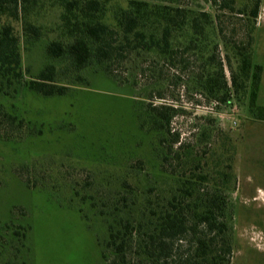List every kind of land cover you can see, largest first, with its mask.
<instances>
[{"label": "trees", "instance_id": "16d2710c", "mask_svg": "<svg viewBox=\"0 0 264 264\" xmlns=\"http://www.w3.org/2000/svg\"><path fill=\"white\" fill-rule=\"evenodd\" d=\"M261 1L0 0L1 140L40 133L14 112L23 90L65 95L99 73L136 96L138 154L127 153L122 175L64 169L84 174L85 185L64 178L103 226L104 264H232L237 148L219 120L236 106L264 122Z\"/></svg>", "mask_w": 264, "mask_h": 264}, {"label": "rangeland", "instance_id": "374dc122", "mask_svg": "<svg viewBox=\"0 0 264 264\" xmlns=\"http://www.w3.org/2000/svg\"><path fill=\"white\" fill-rule=\"evenodd\" d=\"M256 26L255 61L262 65L256 102L264 105V0ZM40 62L39 50L30 51L31 72ZM135 90L138 94V84ZM135 98L128 86L93 73L65 95L23 90L12 100L15 114L40 133L0 139V264H104L103 226L64 178L85 185L84 174L64 169L85 167L95 178L120 177L127 153L138 154ZM220 117L237 148L232 264H264V122L236 106ZM175 127L183 138L191 136L184 118H177ZM24 165L27 173L19 170ZM16 226H28L25 236L15 239Z\"/></svg>", "mask_w": 264, "mask_h": 264}]
</instances>
